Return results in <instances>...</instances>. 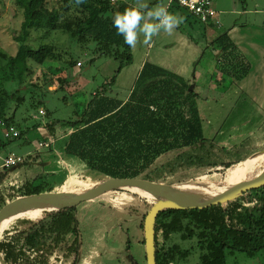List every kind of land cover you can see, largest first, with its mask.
Segmentation results:
<instances>
[{
    "label": "trees",
    "instance_id": "obj_1",
    "mask_svg": "<svg viewBox=\"0 0 264 264\" xmlns=\"http://www.w3.org/2000/svg\"><path fill=\"white\" fill-rule=\"evenodd\" d=\"M13 1L23 19L13 35L18 46L15 54L7 55L0 50V123L4 126L10 125V114L25 101L29 87L35 86L25 81L32 73L30 63L44 65L58 55V49L53 44H40L34 48L30 42L32 36L41 39L55 31L67 33L83 45L93 42L94 53L112 58L117 65L106 84L92 93L79 117L66 122L69 128L60 136L64 140V155L75 158L77 163L64 166L65 176L55 186L48 185L49 171L44 172V169L31 177L20 178L10 177L11 170L0 166V208L18 196L55 191V187L59 189L74 171H87L103 179L130 177L165 185L175 184L169 188L173 191L180 189L183 182L197 181L199 177L212 181L228 179L237 164L251 155L239 162H228L212 147L203 150L200 144L206 140L201 133V119L193 90L188 89L189 84L181 78L155 64L144 62L125 100L107 92L106 88L112 85L119 71L133 59L131 48L116 33L111 17L117 11L132 7V4L124 0H80L79 3L77 0ZM215 45L222 48L218 62L234 69L230 59L233 47L225 33L211 42V46ZM66 62L71 68L78 61ZM229 72L226 69L227 75ZM59 83L65 85V78L59 79ZM53 124L46 123L48 131ZM21 134L20 131L16 138ZM50 140L53 142L45 147H53L56 139ZM196 146H200L202 153L189 160L194 162V167L200 168L189 167L199 173L192 178L177 180L157 175L158 172L166 174L163 170L166 164H161V160L170 158L169 152ZM174 156L176 158L179 154ZM36 157L35 152L27 153L16 167L26 164L29 159L36 163ZM259 164L263 169L264 159L252 164L240 181L259 173L262 170L257 169ZM221 170H226L225 178L219 174ZM155 201L156 198L147 195L142 205L134 202L127 207L129 216L134 214L137 218L135 225L141 233L138 242L143 246V221ZM159 238L162 240L160 246ZM177 238L190 241V245L181 248ZM80 242L76 206L32 208L13 217L3 228L0 253L6 264H72L79 252ZM262 248L264 185L233 200L203 209H163L155 220L156 264H180L196 249L200 252V264H226V251L252 255ZM143 258L145 263V256ZM135 263L133 259L132 264Z\"/></svg>",
    "mask_w": 264,
    "mask_h": 264
},
{
    "label": "rangeland",
    "instance_id": "obj_2",
    "mask_svg": "<svg viewBox=\"0 0 264 264\" xmlns=\"http://www.w3.org/2000/svg\"><path fill=\"white\" fill-rule=\"evenodd\" d=\"M124 1L129 4L147 2L151 6L161 2V0ZM22 19V13L13 0H0V50L7 55H14L17 50L18 46L13 35L17 33ZM258 20L262 22L260 19ZM189 21L191 24L184 22L180 25V29L173 30L176 35L180 36L181 32L189 38L186 40L185 49H181L178 40L173 41L176 35L161 31L159 36L153 37L156 42L154 56L158 57L161 54L162 60L159 61L161 64L158 66L163 65L161 68L188 83V89L193 87L191 89L196 96L197 110L201 119L200 129L206 140L200 144L202 149L212 147L216 150L217 155L225 157L228 162H239L248 154L264 153V109L258 103L259 87L254 85L253 89L250 88L251 90L247 91L242 89L239 84L250 68L247 57L235 45L236 38L225 33L226 39L233 47L230 59L234 69L225 63L218 62L221 60L222 48L215 45L214 49H217L215 51L211 42L221 34L222 29L215 30L212 23L201 24L193 18ZM201 28H203L206 43L205 41L203 43V40H200L202 37L197 34L198 29L201 30ZM32 32L34 33V31ZM38 38V36L30 38L34 48L40 44H53L58 49V55L56 58L47 60L44 65L30 63L32 73L25 81L35 86L29 87L25 101L10 114V125L15 126L22 134L18 138L8 139L3 135L6 126L0 123V164L7 155L16 154L24 157L27 153L35 152L38 156L36 163L29 159L26 164H20L9 171L8 175L28 178L44 169V172L48 173L49 171L46 180L48 185L55 186L65 176L64 166L68 167V165L72 166L73 162L77 163L75 158L66 157L63 153L64 140L60 136L69 128L66 122L74 121L79 117L92 93L101 89L110 79L113 63L116 64V62L108 56L94 53L93 42L83 45V43L72 39L67 33L55 31L41 39ZM250 39H252L251 36L245 37V44L251 45ZM164 42H167L166 45ZM159 44L164 49L160 54L156 48ZM196 44L201 48L199 49L200 53L196 49ZM206 46L204 55L200 58L202 49ZM218 53L220 54L218 55ZM69 60H79L82 65L79 68H74V66L70 68L66 62ZM136 62L137 57L133 58L128 65L133 63V67ZM150 62L154 64L153 55H151ZM203 68L209 74L208 80H204L200 87L194 86L192 82L194 69L199 72ZM226 69L230 71L229 75L226 74ZM125 71L121 72L118 78L122 77ZM61 78H65L63 86L59 83ZM114 82L106 88L107 92L117 95L121 99L124 98L128 92V79L120 81L119 85L121 86H117ZM39 109L43 113H40ZM46 123H54L51 131L45 127ZM50 139H56L53 147L38 146L39 142ZM199 147H185L174 153L169 152L170 158L161 160V164H166L163 168L166 174L158 172L157 175L170 180L192 178L199 171L189 167L195 166L189 158L199 157L195 155L202 153V150L199 151ZM176 153L179 156L174 158ZM40 160L41 162H39ZM169 160V163L171 160L173 162L168 164ZM154 167L156 166L152 168ZM261 167L262 165L259 164L257 169ZM194 168L199 169L200 167ZM51 171L55 173L50 174ZM225 173L226 170L219 172L223 177ZM102 179L101 176L90 175L87 171H74L57 190L82 191ZM227 181L228 179L212 181L199 177L197 181L183 182L180 189L173 191L181 195L200 197L220 189L226 185ZM144 197H147V194L140 190L120 189L107 191L76 205L81 242L77 257L72 264H132L133 259L137 264H146L143 258L145 255L144 246L138 242L141 233L135 225L137 218L134 214L130 217L129 208H127L134 202L142 205ZM125 208L127 209L125 210ZM4 225L3 228L7 224ZM176 242L181 248H187L190 245L188 240L182 241L177 238ZM158 244L159 246L162 244L160 238ZM225 261L226 264H264V248L252 255L239 251H226ZM179 263L200 264V252L197 249L192 250L188 257Z\"/></svg>",
    "mask_w": 264,
    "mask_h": 264
},
{
    "label": "crops",
    "instance_id": "obj_3",
    "mask_svg": "<svg viewBox=\"0 0 264 264\" xmlns=\"http://www.w3.org/2000/svg\"><path fill=\"white\" fill-rule=\"evenodd\" d=\"M167 2H168L167 0H161V2L157 4H162L168 9V11L176 13L179 16H183L184 18L183 23L186 22L187 24V23H190L189 20L191 18L195 19L186 10L179 7L177 4L167 3ZM132 5L135 6L138 4L135 3ZM212 5L216 11L217 19L219 22V25H214L212 23L213 27L215 28V30L222 29V31H220L221 34L227 33V35L236 38L235 45L237 46L238 50L240 52L242 51V53L247 57V62L250 65V68L247 70L246 76L239 81V84L241 85L242 89L244 88L247 91L251 90L250 88L253 89L254 85L258 86L260 90V94H259L260 97H259L258 103L264 109V96H263V92H264V22H263L264 21V0H212ZM149 7L151 8L153 6L150 5ZM258 19H260L262 22H259ZM180 25L176 28L181 27ZM201 30L198 29L197 34L198 36L202 37L200 40H203V43H204L205 40H204L203 28H201ZM158 34L154 36V38L159 36ZM172 35H176V33L172 32ZM247 36L252 37V39H250L251 45L245 44L244 38ZM154 38L149 43L145 44L143 42V36L140 35L138 37L136 46L134 48H131V53L133 54L132 57L135 59L137 57L136 64L133 67H132L133 63L130 66L128 65L124 67L118 73L117 77L115 78L116 80L114 83L117 86H121L119 85L120 81H123L124 79H128V92L124 96L123 98L124 100L127 98L128 94L133 88L135 80L144 62H150L151 55H153L155 65L158 66L159 64H161L159 62L162 60L160 53H162L164 49L159 44L156 48L158 49L160 55L158 57L154 56L155 54L154 47L156 43L154 41ZM188 39L189 38H187V36H185L184 34L180 32V36L176 35V37L173 38V41L176 42L178 40L181 44V49L183 50L185 49L186 40ZM166 43L167 42H164L165 45ZM192 43L194 44L195 42H192ZM212 48L214 49V46H212ZM196 49L200 53L199 49L201 48L197 46ZM214 50L217 51V49H214ZM257 53H259L260 55H258ZM219 54L220 53H218V55ZM116 65L117 63L116 64L113 63V69L111 73L114 72ZM75 67L79 68L76 65L74 66V68ZM195 69H194V73L192 76V82L194 86L200 87L202 83L204 82V80L206 81L208 80L209 74L207 70H205V68L201 69L199 72L195 71ZM124 70L126 71L122 76L123 78L122 77L118 78L121 75V72H123ZM251 92L253 93V90ZM248 94H250V92H248Z\"/></svg>",
    "mask_w": 264,
    "mask_h": 264
},
{
    "label": "water",
    "instance_id": "obj_4",
    "mask_svg": "<svg viewBox=\"0 0 264 264\" xmlns=\"http://www.w3.org/2000/svg\"><path fill=\"white\" fill-rule=\"evenodd\" d=\"M193 88L192 86L189 88ZM16 166L10 167V170ZM173 185L150 181L141 178H105L93 186L82 191L55 190L35 193L31 195L18 196L5 203L0 208V233L3 230L2 222L8 217L6 224L15 216L32 208H55L62 209L74 207L79 203L99 196L112 190L126 189L140 190L147 195L156 198V201L146 212L143 221L144 256L146 264H156L155 258V220L158 213L163 209H203L219 203L233 200L243 193L264 185V169L254 177L237 182L221 193L205 200L195 197L177 195L170 191ZM5 224V225H6ZM4 225V226H5ZM0 264H6L0 253ZM137 264V263H136Z\"/></svg>",
    "mask_w": 264,
    "mask_h": 264
},
{
    "label": "clouds",
    "instance_id": "obj_5",
    "mask_svg": "<svg viewBox=\"0 0 264 264\" xmlns=\"http://www.w3.org/2000/svg\"><path fill=\"white\" fill-rule=\"evenodd\" d=\"M111 19L116 33L123 37L124 43L130 48L136 46L140 35L147 44L161 31L171 34L184 21L183 16L168 11L162 4L150 8L146 2L117 11Z\"/></svg>",
    "mask_w": 264,
    "mask_h": 264
},
{
    "label": "built area",
    "instance_id": "obj_6",
    "mask_svg": "<svg viewBox=\"0 0 264 264\" xmlns=\"http://www.w3.org/2000/svg\"><path fill=\"white\" fill-rule=\"evenodd\" d=\"M113 1V0H111ZM167 3H175L179 7L186 10L191 16H193L199 23L207 24L213 23L214 25H219L216 11L212 5V0H167ZM81 63L78 61L76 66H80ZM40 113L43 111L40 109ZM2 124V123H1ZM3 125V124H2ZM20 134V131L13 125H9L4 130V137L8 139L16 138ZM53 140H44L38 143L39 147H45L50 145ZM23 160V156L10 154L3 158L1 167L10 168L16 166Z\"/></svg>",
    "mask_w": 264,
    "mask_h": 264
},
{
    "label": "bare ground",
    "instance_id": "obj_7",
    "mask_svg": "<svg viewBox=\"0 0 264 264\" xmlns=\"http://www.w3.org/2000/svg\"><path fill=\"white\" fill-rule=\"evenodd\" d=\"M263 159H264V153L259 154V155H251V156L247 157L241 163L237 164V166L234 168V170L230 174L228 181H227L225 186H223L220 189L212 192L211 194L200 196V197H195V198H197L198 200H205V199H208V198H210L214 195H217V194L221 193L222 191L228 189L230 186H232L233 184H235L241 180L244 173L248 170V168L251 167L252 164H254L260 160H263ZM263 169H264V167H263ZM133 189H135V188H131V190H133ZM170 191H172V190H170ZM172 192L177 194V195H181V194L176 193L175 191H172ZM183 196H185V195H183ZM8 220H9L8 217H6L2 222V226L4 224H6V222Z\"/></svg>",
    "mask_w": 264,
    "mask_h": 264
},
{
    "label": "flooded vegetation",
    "instance_id": "obj_8",
    "mask_svg": "<svg viewBox=\"0 0 264 264\" xmlns=\"http://www.w3.org/2000/svg\"><path fill=\"white\" fill-rule=\"evenodd\" d=\"M136 264V263H135Z\"/></svg>",
    "mask_w": 264,
    "mask_h": 264
}]
</instances>
